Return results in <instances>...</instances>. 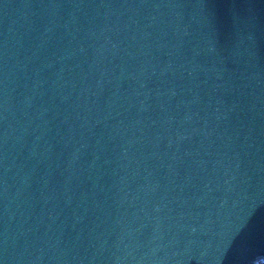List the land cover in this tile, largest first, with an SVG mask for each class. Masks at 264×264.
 Instances as JSON below:
<instances>
[{
  "label": "water",
  "instance_id": "95a60500",
  "mask_svg": "<svg viewBox=\"0 0 264 264\" xmlns=\"http://www.w3.org/2000/svg\"><path fill=\"white\" fill-rule=\"evenodd\" d=\"M264 0H0V264H262Z\"/></svg>",
  "mask_w": 264,
  "mask_h": 264
},
{
  "label": "rangeland",
  "instance_id": "374dc122",
  "mask_svg": "<svg viewBox=\"0 0 264 264\" xmlns=\"http://www.w3.org/2000/svg\"><path fill=\"white\" fill-rule=\"evenodd\" d=\"M262 264H264V262Z\"/></svg>",
  "mask_w": 264,
  "mask_h": 264
}]
</instances>
